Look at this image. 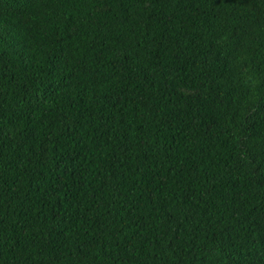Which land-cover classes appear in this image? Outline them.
I'll return each mask as SVG.
<instances>
[{
  "label": "trees",
  "instance_id": "16d2710c",
  "mask_svg": "<svg viewBox=\"0 0 264 264\" xmlns=\"http://www.w3.org/2000/svg\"><path fill=\"white\" fill-rule=\"evenodd\" d=\"M0 264H264V0H0Z\"/></svg>",
  "mask_w": 264,
  "mask_h": 264
}]
</instances>
